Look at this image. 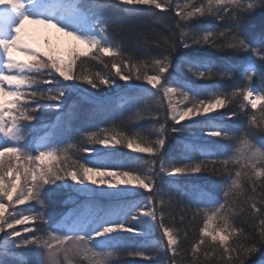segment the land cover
<instances>
[{
  "label": "snow or ice",
  "instance_id": "1",
  "mask_svg": "<svg viewBox=\"0 0 264 264\" xmlns=\"http://www.w3.org/2000/svg\"><path fill=\"white\" fill-rule=\"evenodd\" d=\"M113 9L135 18L129 32L172 23L126 47L105 18ZM257 13L259 33L248 28ZM30 25L76 44L67 58L42 49ZM222 109L238 129L213 115ZM45 112L55 119L37 126ZM81 113L104 126L74 129ZM61 196L71 208L51 214ZM177 196L187 204L172 215ZM124 257L264 264V0H0V264Z\"/></svg>",
  "mask_w": 264,
  "mask_h": 264
},
{
  "label": "trees",
  "instance_id": "2",
  "mask_svg": "<svg viewBox=\"0 0 264 264\" xmlns=\"http://www.w3.org/2000/svg\"><path fill=\"white\" fill-rule=\"evenodd\" d=\"M157 11H159V10H157ZM173 15H174V13H168L167 14L168 17L173 16ZM105 18L108 21L110 27H112L113 35L115 36V38L119 41H122L126 47H133L134 46L135 40L140 38L138 35V33L140 31H142L144 33V37L146 39L151 40L155 36L156 32L163 31V27H164L165 23H167V24L172 23L171 19H165L164 21L161 22V24L152 25L151 27L146 23H141L136 30H134L133 32H129L127 26L129 25L130 22H133L135 20V18L129 17V15L126 12H124L120 9H113V10H110L109 12L106 13ZM142 19H143V17H141V20ZM206 23L220 24L221 27L226 26L224 23L218 22L215 20H209V21H206ZM261 25H262L261 14L257 13L255 16L250 18L248 28L250 31L254 30L256 33H259ZM253 26H254V29H253ZM141 51H143V50H141ZM158 51H159V49L152 46V48H151L152 54H156ZM208 51L211 52V50H208ZM144 54H147V53H144ZM220 57H232L233 59H237L234 57V54H232V53H212L213 59H217ZM96 70H102V66L97 65ZM215 83L217 84L218 87H221V88H228L229 84H230L229 81H225V80H217V81H215ZM255 85L257 87L260 86V80L259 79H257L255 81ZM74 98H75V96L69 97V102H71V100ZM55 115L56 114L54 112L42 113L40 115V120L37 122V126H39V124L41 122L47 123L51 120H54ZM213 115H216L217 120L222 121L226 126H229L233 129H238L240 127V119L234 117L231 120H229L227 117V114L224 112L223 109L220 110V114L214 113ZM116 116H117V122L119 123L120 122L119 113H117ZM124 119H125V126L129 127V129L132 130L130 125H128L126 123V120H127L126 116ZM140 124L143 128H150L152 126L151 121L148 119L141 121ZM103 126H104V124L101 123V121L99 119H96V120L88 119L86 113H81L80 117L73 122V128L74 129H80V130H95L96 127H103ZM41 134H43V133H41ZM173 143H175V141H173ZM222 143H223V141H222ZM117 148L119 149V152L122 154L123 158H125V159L135 160L138 157L144 158V159L147 158V155H145V154L142 155V154L133 153V152H131L127 149H124L122 147H120V148L117 147ZM85 155H87V154H85ZM172 155H173L174 161L177 164L184 162L182 159V155H181V151H180L179 146H177L175 148ZM197 157H198V154H197ZM135 166H136L135 164H129V167L134 168ZM191 179H192L191 177H180L179 180L175 181V183L176 184H183L185 182H189ZM216 179H217L216 177L212 176L209 173H205L200 177L201 181H209V180L215 181ZM163 191L166 194L168 192V188L165 187ZM64 199H66V197H64V196L57 197L56 203L52 204L49 207L48 211L51 214H59V213L67 212L71 208V204L65 205L63 203ZM181 204L186 205L187 201L186 200L182 201L181 198L179 196H177L175 198V207H173L170 210L172 215H176V213L179 211ZM16 227H17V230L21 229V226H16ZM197 227H198V224H197ZM189 235L191 236V232H189ZM19 251L24 253L27 257L32 256V252L30 249H20ZM147 251L149 253H151L153 256H155V254H156L155 248H149V249H147ZM123 259L125 261V264H148L147 260H143L142 258H138V257L137 258L124 257ZM255 259H259V257H255Z\"/></svg>",
  "mask_w": 264,
  "mask_h": 264
},
{
  "label": "rangeland",
  "instance_id": "3",
  "mask_svg": "<svg viewBox=\"0 0 264 264\" xmlns=\"http://www.w3.org/2000/svg\"><path fill=\"white\" fill-rule=\"evenodd\" d=\"M29 28L36 29V31L33 33V36H32V42L36 46L42 49L51 46L55 48L58 54L64 58L68 57L70 49L72 48L74 44H76V42L73 41L70 37L65 36L63 33L57 32L55 29L46 28L44 26H31V25L29 26ZM46 39L48 43H45ZM79 47L81 49L84 48L83 45H79ZM121 83H124V82L121 81ZM116 147L120 148L122 146H116ZM122 148L127 149L125 147H122ZM127 150L133 152L130 149H127ZM133 153H137V152H133ZM137 154L144 155L143 153H137Z\"/></svg>",
  "mask_w": 264,
  "mask_h": 264
}]
</instances>
